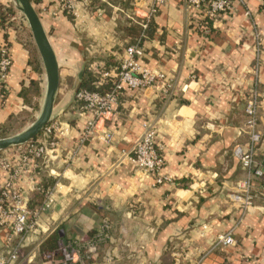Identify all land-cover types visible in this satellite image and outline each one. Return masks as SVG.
<instances>
[{
	"label": "crops",
	"instance_id": "obj_1",
	"mask_svg": "<svg viewBox=\"0 0 264 264\" xmlns=\"http://www.w3.org/2000/svg\"><path fill=\"white\" fill-rule=\"evenodd\" d=\"M34 1L60 69L49 124L56 128L37 140L56 145L30 158L15 185L30 199L44 178L53 181L54 203L26 237L18 264H59L61 241L81 259L106 220L109 237L93 254L99 264H264V196L247 212L231 202L234 186L247 176L233 150L247 141L244 109L257 81L264 152V0H234L233 10L215 20L185 0L161 6L142 40L140 62L169 76L172 91L128 89L96 137L81 145L91 115L79 114L77 91L88 70L114 77L126 46L147 30L149 0H76L73 11L62 9L61 0ZM17 29L0 26V48L7 46L13 58L0 126L41 112L46 94L37 48ZM32 81L40 88L32 97L37 109L22 96ZM147 123L157 128L163 184L132 161ZM105 131L113 134L109 143L97 137ZM22 145L0 154V187L10 176L5 166L22 164ZM228 233L235 243L219 244ZM4 236L0 227V249Z\"/></svg>",
	"mask_w": 264,
	"mask_h": 264
},
{
	"label": "built area",
	"instance_id": "obj_2",
	"mask_svg": "<svg viewBox=\"0 0 264 264\" xmlns=\"http://www.w3.org/2000/svg\"><path fill=\"white\" fill-rule=\"evenodd\" d=\"M76 0H61L62 9L73 11ZM170 0H149L150 13L144 29L158 9ZM192 7L204 11V18L215 20L223 14L229 13L234 8V0H185ZM2 9L0 8V26L2 25ZM207 32L209 29H206ZM142 36L126 46L125 56L121 60L114 77L115 85L104 92L79 89L76 99L79 106V114L91 115L80 137V145L96 137L98 124L107 119L113 112L121 95L128 89L141 90L156 87L162 95H168L174 82L164 72L148 68L140 62L143 55ZM13 58L7 46L0 48V96L4 97L9 91L8 78L11 72ZM105 76H109L106 73ZM262 104L261 94L258 89V81L254 83L245 103V119L241 128L247 141L234 147L233 153L240 166L246 172L245 179L234 186L231 193V202L240 207L244 212L250 211L255 206L256 200L264 196V152L260 149L263 139V131L260 126V108ZM56 127L48 125L45 129L47 135H52ZM157 128L151 124H145V131L132 149V161L136 167L146 175L155 178L158 184H163L168 178L161 175L165 159L158 150ZM99 139L109 143L113 139L111 132L98 135ZM56 145L54 140H31L23 147L21 161L17 168L6 165L10 176L0 187V227L4 231V250L0 252V264H18L26 237L36 227L41 213L52 208L54 199L52 190H48L42 206L32 211L28 205V198L19 187H16V178L21 168L30 161L38 159L49 153ZM31 154V156H30ZM22 172V171H21ZM110 223L108 220L98 234L87 244L88 251L83 258L75 259L76 249H72L61 241L58 244V254L61 256L59 264H99L93 257L97 244L104 242L109 237ZM218 243L224 246L233 245L235 238L231 234L221 235ZM79 249V248H78Z\"/></svg>",
	"mask_w": 264,
	"mask_h": 264
},
{
	"label": "water",
	"instance_id": "obj_3",
	"mask_svg": "<svg viewBox=\"0 0 264 264\" xmlns=\"http://www.w3.org/2000/svg\"><path fill=\"white\" fill-rule=\"evenodd\" d=\"M14 1L28 21L35 46L46 72L47 87L43 107L38 118L23 132L0 138V151L6 150L11 146L27 143L39 136L47 128L52 120L56 95L60 85L58 58L32 1Z\"/></svg>",
	"mask_w": 264,
	"mask_h": 264
},
{
	"label": "trees",
	"instance_id": "obj_4",
	"mask_svg": "<svg viewBox=\"0 0 264 264\" xmlns=\"http://www.w3.org/2000/svg\"><path fill=\"white\" fill-rule=\"evenodd\" d=\"M31 1L34 5L35 1L34 0H31ZM0 8L2 9V21H3L2 26L11 24L13 18L15 17L13 16V14L16 13L15 8H13L12 5H4L1 2H0ZM149 28L150 29L153 28L152 22L148 24L147 30L142 31L140 33L139 37L143 35L142 40L148 36L147 33H148ZM116 80L117 79L115 77H110V78L109 77L108 78L99 77L95 75L92 71L88 70L86 77L82 81L80 89H89L92 91L104 92L106 90L111 89L115 85ZM39 94H40V88H39V84L37 81H32L28 88L26 87L22 90V96L25 98L26 102L30 106H33L34 109H37L38 106L36 103H33L32 97L34 95H39ZM78 105L80 106V104ZM31 117L33 116L29 112H25L22 115L17 116V117H11L7 123L0 126V134H4V133H7L8 131H11L10 129H12L15 123H19L22 125L26 124L28 121H30ZM43 132L39 136L34 138L33 140H37L39 137H41ZM3 137H6V136H3ZM53 183H54L53 181H49L48 179L44 178L38 184V186L31 192L28 205L32 211H36L42 206L46 198V193L49 190V188L53 185ZM3 250H4V244L2 245L0 252Z\"/></svg>",
	"mask_w": 264,
	"mask_h": 264
},
{
	"label": "rangeland",
	"instance_id": "obj_5",
	"mask_svg": "<svg viewBox=\"0 0 264 264\" xmlns=\"http://www.w3.org/2000/svg\"><path fill=\"white\" fill-rule=\"evenodd\" d=\"M10 5H12L13 8H15V14H13L14 19L12 20L14 23V25L16 26V28H18L17 30L21 31V33L25 34L27 36V40H28V46H32L34 45L35 47V43H34V39L32 36V32L31 29L29 27L28 21L25 17V15L23 14V12L16 6L15 2L11 3ZM62 5V4H61ZM36 48V47H35ZM46 87H47V82H46V86H45V91H46ZM36 112V111H35ZM33 113V117H31L30 121H28L26 124L22 125L19 123H15L12 127V129H10L11 131H8L7 133L4 134H0V138H3V136H13L16 135L18 133L23 132L24 130H26L40 115L39 113ZM27 145V143H24L22 145V147H25ZM11 149H17L18 145L15 146H11ZM4 150L0 151V154L4 155L5 152H3ZM13 153H18L17 150H11ZM20 151V150H19Z\"/></svg>",
	"mask_w": 264,
	"mask_h": 264
}]
</instances>
